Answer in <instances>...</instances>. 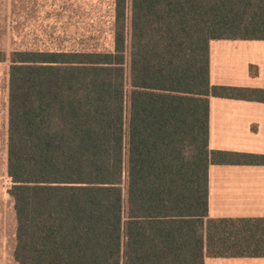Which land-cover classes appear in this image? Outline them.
<instances>
[{
  "label": "trees",
  "instance_id": "obj_1",
  "mask_svg": "<svg viewBox=\"0 0 264 264\" xmlns=\"http://www.w3.org/2000/svg\"><path fill=\"white\" fill-rule=\"evenodd\" d=\"M264 40V0H114L111 49L0 50L18 264H204L264 256V218H211L212 40Z\"/></svg>",
  "mask_w": 264,
  "mask_h": 264
},
{
  "label": "crops",
  "instance_id": "obj_2",
  "mask_svg": "<svg viewBox=\"0 0 264 264\" xmlns=\"http://www.w3.org/2000/svg\"><path fill=\"white\" fill-rule=\"evenodd\" d=\"M209 70L211 85L264 89V40L210 41ZM209 148L264 156V102L211 96ZM7 151L8 126L6 157L0 161L8 177ZM208 176L211 218H264V164H211ZM3 227L0 223V264H18L16 240L12 243ZM204 264H264V256H206Z\"/></svg>",
  "mask_w": 264,
  "mask_h": 264
},
{
  "label": "rangeland",
  "instance_id": "obj_3",
  "mask_svg": "<svg viewBox=\"0 0 264 264\" xmlns=\"http://www.w3.org/2000/svg\"><path fill=\"white\" fill-rule=\"evenodd\" d=\"M114 0H0V50L111 49ZM9 61L0 62V161L6 157ZM10 179L0 166V223L15 243ZM12 234V237H11Z\"/></svg>",
  "mask_w": 264,
  "mask_h": 264
}]
</instances>
